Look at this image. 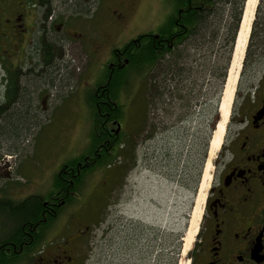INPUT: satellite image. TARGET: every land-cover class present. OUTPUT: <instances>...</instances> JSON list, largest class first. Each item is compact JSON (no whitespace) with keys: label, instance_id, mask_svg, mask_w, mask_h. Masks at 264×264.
I'll list each match as a JSON object with an SVG mask.
<instances>
[{"label":"rangeland","instance_id":"374dc122","mask_svg":"<svg viewBox=\"0 0 264 264\" xmlns=\"http://www.w3.org/2000/svg\"><path fill=\"white\" fill-rule=\"evenodd\" d=\"M177 3V0L138 1L128 12V23L121 32L113 25L112 17L117 11L110 9L118 7L115 3L106 0L88 3L91 9L83 14L86 26L94 19L102 20L104 31L115 34L109 40L114 44L104 45L95 52L79 34L73 35L70 49L66 50L69 63L60 67L63 77L56 81L57 91L50 100L49 110L29 108L26 102L22 104L24 107L15 109L17 101L8 102L2 115L6 120L8 178L0 192V239L20 232L17 226L23 219H30L24 209H29L39 198L48 197L61 165L82 155H92L94 144L91 143L96 140L90 94L104 73L103 61L112 47H119L136 33L160 30L168 24ZM238 3V0L215 1L210 14L203 17L193 33L150 69L147 65L140 70L128 67L127 87L118 98L123 103V116L129 113L127 130L136 131L128 121L135 117L130 110L137 113L142 104L145 113L139 130L128 136L134 144L133 153L127 156L124 151L123 156L112 161L113 165H95L93 174L85 176L76 188L80 196L67 210L63 209L66 214L73 204L95 203L96 197L99 203L116 187L104 215L106 221L100 228L107 232L96 242L92 264H178L181 252L191 247L193 237L187 244L185 238L196 226L203 203L199 197L203 193L199 192H206L212 173L210 164L221 146L213 144L212 136L225 100L223 91L232 58L230 39ZM74 5L79 4L74 2ZM263 21L264 2L257 0L225 129L236 93L248 77L244 68L255 66L261 59ZM128 105L131 108L127 112ZM192 132L206 145L194 163L189 164L187 175H181L179 165L168 179L165 151L170 146L172 156L180 150L184 153ZM223 138L222 133L220 144ZM114 173L119 175L118 181L113 180ZM178 178L187 187L181 186ZM196 209L198 212L194 213ZM65 214L61 212L58 218Z\"/></svg>","mask_w":264,"mask_h":264},{"label":"flooded vegetation","instance_id":"af4514ba","mask_svg":"<svg viewBox=\"0 0 264 264\" xmlns=\"http://www.w3.org/2000/svg\"><path fill=\"white\" fill-rule=\"evenodd\" d=\"M101 1L0 0V192L8 178L6 120L2 116L8 102L17 101L15 109L24 107L26 102L29 108L49 110L57 91L56 81L63 77L60 67L69 63L66 50L70 49L73 35L79 34L95 52L114 44L109 40L115 34L104 31L102 20L94 19L86 26L83 17L91 9L88 3ZM106 1L118 6L110 10L117 11L112 17L113 25L122 31L128 23V12L141 0ZM74 2L79 5L73 6ZM148 35L151 43L159 47L167 43L161 32L156 37L144 32L111 48L103 61L104 73L90 94L96 140L91 143L92 155H82L83 158L61 165L48 197L37 201L38 220H25L17 226L20 232L0 239V264L93 263L96 242L107 232L100 228L106 221L104 215L116 187L99 203L96 197L95 203L73 204L66 214L64 208L67 210L80 196L76 188L85 176L93 174L94 170L88 171L86 167L107 145L122 143L143 124L145 113L141 104L139 112L129 111L135 116L136 131L127 130L129 113L123 116V103L118 98L127 87L128 67L135 69L133 65L141 64L138 58ZM261 35V59L255 66L244 68L248 77L236 93L222 144L210 164L212 173L203 192L193 242L187 251L181 252L178 264H264V21ZM130 59H135L133 65ZM129 108L128 105L127 112ZM81 172L78 181L75 175ZM119 179L114 173L113 180ZM61 212L65 216L58 218Z\"/></svg>","mask_w":264,"mask_h":264},{"label":"trees","instance_id":"16d2710c","mask_svg":"<svg viewBox=\"0 0 264 264\" xmlns=\"http://www.w3.org/2000/svg\"><path fill=\"white\" fill-rule=\"evenodd\" d=\"M177 1H178L177 4L180 7H178L177 5L175 12L170 16L168 20V24L160 28V30H157V32H161L162 37L167 38V43L163 44L162 47H159L157 44L151 43L150 38L148 39L149 37L148 35L147 43L141 52L142 56L140 58L137 57L138 63H141V64L133 65V63L135 62V59L134 60L130 59V62L132 61L130 65H133L135 69L140 70L142 66H146V65H147V69H150L154 64L157 63V60H159L164 54L171 53L175 48H177L184 40H186V38L190 34L193 33V31L198 27V24L202 21L203 17L205 15L210 14V11L215 5V1L217 0H194L193 3H192V0H189L191 2L190 6L188 4L189 1L187 0H177ZM243 1L244 0H238L239 8L236 14H234L235 26H234L233 35L230 39V42L232 44V46H230V51L233 49L236 30L238 27V23L241 20L240 16H242L241 13H242ZM194 6L196 7L194 8ZM182 7H184L185 9L179 12L178 8H182ZM157 32L152 33L154 34L153 37H156ZM252 33L253 32H251V36H252ZM141 37H144V35ZM229 58L230 57H228V59L225 61V64L222 68L223 72L220 78V85H222L224 81ZM128 121H131L132 123H136L134 119L128 120ZM126 141L128 143L125 147L124 144ZM133 145H134L133 141L130 140L128 136L125 137V141H123L122 143L121 142L119 144L112 143L111 145H107V147L102 151L101 155L99 157H96L95 158L96 160L92 162V165L89 167H86V169L88 168V171H90V170L96 169L95 165L97 166L104 165V164L110 165L113 163L112 162L113 160L118 159L119 157L123 156L124 151H126L127 156H129V153L131 154L133 153L132 151ZM205 145L206 143L204 141L203 142L200 141L199 136L195 132H192L189 138L188 147L184 153H182V150H180L176 152L174 156H172L173 154L169 152L171 149V147L169 146L164 154L166 165H167L166 172H165L167 175V178L171 179L170 177L174 175V171L179 165L182 171L181 175H187V173L190 172L189 164L194 163V161L197 159V156L201 153V149ZM180 154H183L184 157L181 158ZM79 158H83V156ZM75 177L77 178L78 181H80V178L82 177V172L78 175H75ZM178 180L180 181L181 186L187 187L185 184H183L184 182L181 183L182 178H178ZM26 202H27V199L24 201V203ZM39 206L40 204H37V203L34 204L32 202L31 207L29 209L27 210L24 209L26 212L24 210H22L21 212L22 213L25 212L26 214H28L30 216V220L33 219L35 222L36 220H38L37 216H38V213L40 212ZM28 219L29 218H25L23 220L25 221Z\"/></svg>","mask_w":264,"mask_h":264},{"label":"bare ground","instance_id":"6f19581e","mask_svg":"<svg viewBox=\"0 0 264 264\" xmlns=\"http://www.w3.org/2000/svg\"><path fill=\"white\" fill-rule=\"evenodd\" d=\"M256 2L257 0H245V3H244L243 14L241 16L237 36H236V39L233 45L232 58H231L229 68L227 70L226 79H225V87L223 91L225 100L221 104L220 119L216 123L217 125L214 129V133L212 136L213 144L216 147L220 145L221 136L224 130L226 119L228 117L229 104H230V101L232 99V95L234 92V86H235V82L237 79L238 71L240 69L241 60L244 54V49L246 46L249 31H250V24L253 18ZM209 164H210V161L207 162V166ZM199 193H203V192L200 191ZM199 197L202 199L203 195L201 194L199 195ZM196 210L194 211V213L198 212V209ZM194 231H195V228L193 229L191 228L190 231L188 232L185 238L186 244L191 241Z\"/></svg>","mask_w":264,"mask_h":264}]
</instances>
